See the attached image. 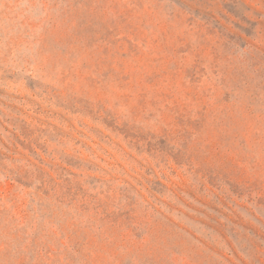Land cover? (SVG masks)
Wrapping results in <instances>:
<instances>
[{
  "label": "rangeland",
  "instance_id": "374dc122",
  "mask_svg": "<svg viewBox=\"0 0 264 264\" xmlns=\"http://www.w3.org/2000/svg\"><path fill=\"white\" fill-rule=\"evenodd\" d=\"M0 264H264V0H0Z\"/></svg>",
  "mask_w": 264,
  "mask_h": 264
}]
</instances>
